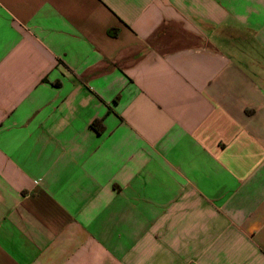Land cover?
<instances>
[{
	"label": "crops",
	"instance_id": "crops-1",
	"mask_svg": "<svg viewBox=\"0 0 264 264\" xmlns=\"http://www.w3.org/2000/svg\"><path fill=\"white\" fill-rule=\"evenodd\" d=\"M0 264H264V0H0Z\"/></svg>",
	"mask_w": 264,
	"mask_h": 264
},
{
	"label": "trees",
	"instance_id": "trees-1",
	"mask_svg": "<svg viewBox=\"0 0 264 264\" xmlns=\"http://www.w3.org/2000/svg\"><path fill=\"white\" fill-rule=\"evenodd\" d=\"M91 126L93 127V129H95L96 131L100 132V128H101L100 121H94Z\"/></svg>",
	"mask_w": 264,
	"mask_h": 264
}]
</instances>
